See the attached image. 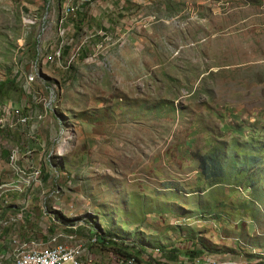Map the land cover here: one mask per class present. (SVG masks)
Listing matches in <instances>:
<instances>
[{
    "label": "rangeland",
    "instance_id": "obj_1",
    "mask_svg": "<svg viewBox=\"0 0 264 264\" xmlns=\"http://www.w3.org/2000/svg\"><path fill=\"white\" fill-rule=\"evenodd\" d=\"M22 2L0 0V82L15 79L32 132L2 131L0 147L34 149L29 191L64 204L49 225L7 215L19 236L69 234L64 219L176 264L192 251L264 261V0H129L122 23L91 26L108 40L87 29L91 51L76 47L67 71L62 26Z\"/></svg>",
    "mask_w": 264,
    "mask_h": 264
},
{
    "label": "crops",
    "instance_id": "obj_2",
    "mask_svg": "<svg viewBox=\"0 0 264 264\" xmlns=\"http://www.w3.org/2000/svg\"><path fill=\"white\" fill-rule=\"evenodd\" d=\"M21 5L24 6V14L28 19H34L40 13L41 9L49 8L52 12L49 14L48 19H50L52 24L58 25V31L60 26H62V33L57 36L55 41V46L60 52V58L62 60V69L64 71L68 70L64 60H66L71 52H74L76 47L78 48L77 52H84L85 57L87 56V52H90L89 46L84 48L83 44L85 40H83L82 36L87 32V29H90L91 26H104L107 29H113L114 25H118L122 23L123 10L127 8L129 0H52L53 2L50 4L49 2L45 3V0H22ZM127 4V5H126ZM66 8H75L76 13L66 15ZM42 13V11H41ZM43 20L46 17H42ZM36 21V20H35ZM104 28V29H106ZM67 31V34L65 33ZM93 28H91L90 38H96L99 36V40L106 41L108 40V34L106 32H102L103 29L100 28L99 32L93 33ZM66 35L69 37V42H66ZM34 120V119H33ZM35 121V120H34ZM26 126H19L15 131L4 130L6 132H19L26 139H29V135L31 134V130H27ZM3 131V132H4ZM2 132V131H0ZM17 150L16 162L14 165L10 163V155L13 149L7 147H0V254L6 255L11 251V239L12 237H16L22 242H35L36 244H40L42 246H47L50 240V237H43L39 240L40 234L38 233L40 230L37 229L34 224H31L30 230L27 231L26 235L23 234L21 237L18 232H16V227L13 223V220L10 224L6 221V216L11 214H16L17 217H21L24 215L26 220H31L33 214H37V216H41V219L47 222V216L45 214H57L60 211L61 207H63L64 202L50 201L48 196H44L42 194L33 193L29 191L27 182L30 178H25V169L28 167L31 169L33 167V155H37L38 153L28 147H23ZM20 170V172H19ZM24 170V171H21ZM46 182V180H44ZM10 188V189H8ZM45 225V226H46ZM49 225V224H48ZM47 227V226H46ZM50 233L54 230L51 228H47ZM89 230L83 231L79 230L77 232V241L84 242L86 241V237L90 236ZM52 234V235H53ZM150 250L146 249L143 253L137 256V262L139 264H153V259L149 256ZM89 256L92 259H102L106 260V257L103 258L99 252L89 248ZM202 257H208L203 254ZM216 261H220V263H235V264H264V261L261 260H247L242 259L236 254H232V256L228 255L227 257L224 255L212 256ZM217 258V259H216ZM184 264H195V259H189L188 256L184 258ZM155 261V260H154ZM174 262H170L169 264H176ZM156 263V261H155Z\"/></svg>",
    "mask_w": 264,
    "mask_h": 264
},
{
    "label": "built area",
    "instance_id": "obj_3",
    "mask_svg": "<svg viewBox=\"0 0 264 264\" xmlns=\"http://www.w3.org/2000/svg\"><path fill=\"white\" fill-rule=\"evenodd\" d=\"M73 8H66L65 14L71 15ZM46 112L51 111V108ZM44 116L37 115L32 119L42 120ZM28 118L22 114L21 108L12 102L0 104V131H15L19 126H26ZM17 151L13 150L10 155V163L16 162ZM38 173L34 172L31 179L38 178ZM33 180H28V186H31ZM69 234L55 233L50 237L47 246L36 244L35 242H22L16 237L11 239V251L6 255L0 254V264H136L133 257H120L113 253L109 254L106 260L95 261L89 256V248L100 245L97 234H93L87 241H77V226L75 224L67 226ZM149 256L155 261L160 260L158 249L150 250ZM195 264H235L220 263L213 257H200Z\"/></svg>",
    "mask_w": 264,
    "mask_h": 264
},
{
    "label": "trees",
    "instance_id": "obj_4",
    "mask_svg": "<svg viewBox=\"0 0 264 264\" xmlns=\"http://www.w3.org/2000/svg\"><path fill=\"white\" fill-rule=\"evenodd\" d=\"M18 91L17 84L14 78H6L4 81L0 82V104L4 102H8L12 99V94ZM10 102V101H9ZM202 167L203 171H210L212 173H217L220 169L219 164L215 162L212 158H202ZM218 174V173H217ZM64 219L60 220L63 225L71 226L73 225L74 221H63ZM97 236L100 240L101 246L109 247L113 254L118 255L120 257H133L136 261H138L137 256L144 252V250L148 249L145 247H137L135 244L126 243L125 246L123 241H115L113 240L108 234H104L98 231ZM158 249V248H157ZM136 250V251H134ZM153 250V249H149ZM160 252V262L156 261L159 264H169L170 262L177 261V254L175 252H166L163 250L158 249ZM189 259H198L203 256V252L196 251V252H189L188 254Z\"/></svg>",
    "mask_w": 264,
    "mask_h": 264
},
{
    "label": "bare ground",
    "instance_id": "obj_5",
    "mask_svg": "<svg viewBox=\"0 0 264 264\" xmlns=\"http://www.w3.org/2000/svg\"><path fill=\"white\" fill-rule=\"evenodd\" d=\"M61 155H62V150L59 149V150H58V156H61Z\"/></svg>",
    "mask_w": 264,
    "mask_h": 264
}]
</instances>
